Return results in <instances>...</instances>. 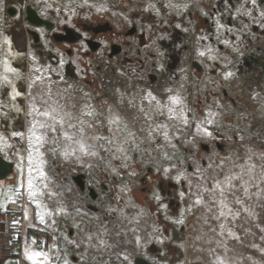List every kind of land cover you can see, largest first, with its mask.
<instances>
[{
    "label": "flooded vegetation",
    "instance_id": "flooded-vegetation-1",
    "mask_svg": "<svg viewBox=\"0 0 264 264\" xmlns=\"http://www.w3.org/2000/svg\"><path fill=\"white\" fill-rule=\"evenodd\" d=\"M26 9L31 23L24 21ZM261 12L262 0L13 1L7 14L16 17L24 76L32 66L40 88L37 112L83 111L77 128L83 133L72 140L59 131L45 135L55 160L44 169L63 192L61 229L50 235L60 255L73 264H167V257L181 263L187 235L176 224L186 206L181 176L208 169L213 159L256 158L264 150ZM67 95L75 105L55 106ZM170 96L181 104H171ZM157 101L165 107L158 110ZM35 118V136L44 137L42 122L36 124L42 118ZM24 120L20 130H0V156L13 164L0 183L19 176L15 164L30 137ZM158 125H167V140L165 129L153 131ZM77 140L97 155L78 151ZM76 229L78 253L67 245Z\"/></svg>",
    "mask_w": 264,
    "mask_h": 264
},
{
    "label": "rangeland",
    "instance_id": "rangeland-1",
    "mask_svg": "<svg viewBox=\"0 0 264 264\" xmlns=\"http://www.w3.org/2000/svg\"><path fill=\"white\" fill-rule=\"evenodd\" d=\"M22 53L25 57V52L22 51ZM24 79V84H21ZM14 80L15 82L8 83V88H10V86L13 87V85L17 88L20 86L22 87L21 91L23 90L26 94V106L24 107L26 115L24 119L28 117L29 120L28 122H26V120L24 121L25 125L27 124L25 129L28 131L30 137L28 136L23 154L18 155L15 164L19 175L18 182L13 185H8L6 183L7 186L0 184V212L3 213L9 203L13 205L19 202L18 199L22 198L23 204L21 207L25 208V210H23L24 224L29 228L30 233L28 235V241L22 246L21 252L17 253L20 264H47L48 257L52 255L51 252H56V255L59 256V262L57 264H65V261H67V264H73L68 259V255H60L56 245L45 246L44 243L46 237H50V235L54 237L59 235L58 231H60L61 228L56 217H59V211L61 209L59 204H62L61 200L63 199V192L59 182L55 180L54 184L50 185L47 174L48 169H44V167L49 166L50 163L55 160L54 152L48 148L50 145H48V139L45 135H48L50 132L59 131L63 136L65 132L70 136H77L80 130L77 128L81 125L80 121L83 119V111L81 109H76L73 114L68 116L65 111L62 112L59 110L60 112L56 117L57 120L63 117V126L57 123L55 125V131L49 128H42L41 130L44 132V142L38 143L32 132L33 125H35V116H41L42 118V120H38L36 124L42 122L41 124L51 125L54 121L50 116L42 115L41 113L43 112H37L36 106L39 105L36 104L35 97L37 89L40 88L36 86L32 66L27 64L25 76L22 67V75L20 78ZM75 99L76 98H73L72 100V98L67 95L65 100H60L62 103L61 105L57 102L55 106H69L68 103L75 105ZM76 106H79V104ZM33 108H35L36 111H33ZM44 117L45 119L43 121ZM70 124L74 127H69ZM22 126L23 125L20 126L21 129L23 128ZM35 129H37V126L34 128V132H36ZM54 136H56V133ZM3 141L4 139L0 135V147ZM59 142L60 144L67 143L64 139ZM53 143L57 144L58 142H52V144ZM76 149L80 151V146H78V148L76 146ZM254 150L253 148H249L246 151L253 153L255 152ZM260 153H262V155L256 158L250 157V155L248 156L249 158H246L243 155L241 160L229 156L213 159V161H211V167L208 169H197L195 174L181 176L182 181L186 184L185 192L182 194V200L186 206L183 209L184 213L182 217L176 220V224L185 225L187 228V235L180 244L182 251L180 255V264H264V198H259L255 195L258 191L256 187H251L249 189V196H241V199L244 201L242 205L233 204L231 197L229 198V206L232 208L233 212L239 211V216L234 217L228 214L225 217L217 219L219 208L211 203L206 193L203 196V203H195L204 187H211L214 180L217 178L223 179V173L230 171L235 173L240 172L241 169L239 165L241 164H243L245 168L250 164L255 165L251 173V175L255 177L253 183L259 184L260 189H264V183H260L261 176L264 175L261 173V165L264 164V150ZM30 155L31 163L29 160ZM215 160H218V163H215ZM44 170H46V172ZM41 172H43V175L40 174ZM200 176H203V179H200ZM30 177L33 183V190L36 193L34 196H29L28 180ZM245 178L247 179L248 177L246 176ZM198 185L200 187H198ZM243 209H247V211ZM41 217H43V222H41ZM221 224L224 225L223 228L220 227ZM60 238L59 241H64ZM1 242L2 239L0 238V249ZM32 242H38L40 248L33 247L31 244ZM67 245L69 247L68 250L71 251L73 249L72 251L76 253L80 252L79 250H81L80 247L82 243L79 240L77 229L74 233L73 240L69 241ZM35 253H39L40 255H35L33 259L28 258ZM3 256L6 257L5 254H3ZM178 256L179 255L176 257ZM174 258L175 257H167V264H175Z\"/></svg>",
    "mask_w": 264,
    "mask_h": 264
},
{
    "label": "snow or ice",
    "instance_id": "snow-or-ice-1",
    "mask_svg": "<svg viewBox=\"0 0 264 264\" xmlns=\"http://www.w3.org/2000/svg\"><path fill=\"white\" fill-rule=\"evenodd\" d=\"M246 2H247V0H246ZM262 2H264V0H262ZM256 3H257V0H251V4L255 5ZM244 14L245 15H251V12H246ZM261 16H264V12H261ZM225 43H227V41H225ZM200 55L203 56L204 53L201 52ZM7 71H13L14 72L15 69L8 67ZM226 75H231V73H227ZM4 79L7 80V77H5ZM13 91L15 92V89H13ZM17 95H19V93L15 92L13 99H15V96H17ZM148 98H149V101L156 99V97L153 96L150 92L148 93ZM169 100H170L171 104H173V105L181 104V99L178 96H170ZM157 106H158V110L165 107L164 105H161L159 101H157ZM33 111H36V109L33 108ZM140 111L141 112L144 111L142 107L140 108ZM167 111L169 113L170 119L175 118L174 108L168 107ZM52 112H55V109H53ZM52 112L45 111V112L41 113L44 116H50L51 119L54 121V123L51 125L40 124L39 126L41 128H49L50 130L55 131L56 130L55 125L57 123L60 124L61 126H63V123H64L63 117H60L59 120H57V117L55 115H53ZM183 113H184V110L181 109L180 116L183 117ZM87 114L91 116L93 113L89 112ZM160 114H163V112L161 111ZM145 116H147V113H145ZM115 122H116V119H113L110 121V123H115ZM183 122H184V124L188 123V120L186 117L183 119ZM211 122L212 121L209 120V123H211ZM81 123H83V122H81ZM69 127H74V126L70 124ZM34 128H35V125L33 126V130H32L33 135H35ZM125 129H127V124H125ZM159 129H165V131H163V136H164V139L167 140L168 139V132L166 131L167 125H158L156 129H153V131H157ZM80 131H81V133H83V128H81ZM205 132L207 135H211V133L207 132V130H205ZM133 135H134L133 133L129 132L130 137ZM64 136L68 140L73 139V137L68 135L66 132L64 133ZM149 136L150 137L152 136V132H149ZM35 139L38 143L44 142L43 136H35ZM98 139H104V138L98 137ZM126 142L127 141H125V143ZM76 143L79 144L81 152L88 154V155H92V156L97 155V152L90 151L89 150L90 146H86L82 141L77 140ZM108 143L111 144L112 141L109 140ZM105 150H107V149H105ZM116 151L123 153V152H125V149L122 146H119V147H117ZM29 160L31 163V155L29 157ZM239 167L241 169L240 172L235 173V172L230 171L227 173H223V179L217 178L214 180V183L211 185V187H204L202 189L201 195L197 198L195 203H197V204L203 203L204 202L203 196L206 193L209 196L211 203L213 205L218 206L219 213H218V216L216 218L219 219L220 217H225L228 214H231L234 217L239 216L240 212L239 211L233 212L232 208L229 206V198L231 197V201L233 204L242 205L244 203V201L241 199V196L242 195L243 196H249L250 195L249 189L251 187H256L258 189V191H257V193H255V195H257L259 198H264V189H260L259 184L253 183V181L255 180V177L252 176L251 173L254 170L255 165L250 164L247 168H245L244 165L241 164V165H239ZM165 171H167V169H165ZM261 173L264 174V164L261 165ZM40 174L43 175V172H41ZM246 176L248 177L247 179L245 178ZM199 178L203 179V176H200ZM260 183H264V175L261 176ZM198 187H200V186L198 185ZM28 188H29V196H34L36 193L33 190V183H32L31 177L28 180ZM243 210L247 211V209H243ZM41 222H43V217H41ZM220 227L223 228L224 225L221 224ZM101 243H103V241H101ZM35 255H40V254L35 253L33 255H30L28 258L33 259V257ZM125 259H127V257H125ZM65 264H67V261H65Z\"/></svg>",
    "mask_w": 264,
    "mask_h": 264
},
{
    "label": "crops",
    "instance_id": "crops-1",
    "mask_svg": "<svg viewBox=\"0 0 264 264\" xmlns=\"http://www.w3.org/2000/svg\"><path fill=\"white\" fill-rule=\"evenodd\" d=\"M13 1L14 0H0V130L8 131L21 129L20 126L23 123L25 111V92H23V90L21 91L22 87L19 86L17 88L13 85V87L10 86V88H8L10 83L15 82L14 79L20 78L22 75V61L24 59L23 53L16 48L14 43L15 38L13 28L15 27L14 24L16 17L7 14V9L11 4L13 5ZM8 67L15 69V71H7ZM5 77H7V80L4 79ZM13 89H15V92L19 93V95L15 96V99H13V96L15 95ZM17 182V177H10L4 182L5 184H0L6 185L7 183L8 185H13ZM8 206H11L10 203ZM23 209L25 210L24 207ZM3 214L4 211L3 213L0 212V238L5 223V216ZM24 227L28 237L30 233L29 228L26 227V225ZM46 238L44 242L45 246L48 245L46 244ZM0 264H20V259L17 255L13 259H8L3 256L2 250L0 249Z\"/></svg>",
    "mask_w": 264,
    "mask_h": 264
},
{
    "label": "built area",
    "instance_id": "built-area-1",
    "mask_svg": "<svg viewBox=\"0 0 264 264\" xmlns=\"http://www.w3.org/2000/svg\"><path fill=\"white\" fill-rule=\"evenodd\" d=\"M20 198V197H18ZM18 203H14L8 206L4 212L5 223L3 231L1 233V250L2 254L6 255V258L13 259L17 253L21 252L22 246L28 241L26 237V231L24 228L23 221V208L22 198L18 199ZM48 244L50 240H47ZM33 247L39 248V244L36 242L32 243ZM58 260L56 257H49L47 264H57Z\"/></svg>",
    "mask_w": 264,
    "mask_h": 264
},
{
    "label": "water",
    "instance_id": "water-1",
    "mask_svg": "<svg viewBox=\"0 0 264 264\" xmlns=\"http://www.w3.org/2000/svg\"><path fill=\"white\" fill-rule=\"evenodd\" d=\"M24 21L30 22L31 19L28 17V11L26 9ZM31 23V22H30ZM13 164L5 162L0 156V181L5 179L9 174L12 173Z\"/></svg>",
    "mask_w": 264,
    "mask_h": 264
}]
</instances>
